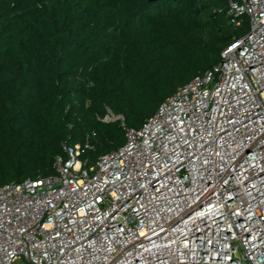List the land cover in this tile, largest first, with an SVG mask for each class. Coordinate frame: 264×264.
Listing matches in <instances>:
<instances>
[{
  "label": "built area",
  "instance_id": "1",
  "mask_svg": "<svg viewBox=\"0 0 264 264\" xmlns=\"http://www.w3.org/2000/svg\"><path fill=\"white\" fill-rule=\"evenodd\" d=\"M226 13L247 32L122 145L0 185V264H264V0Z\"/></svg>",
  "mask_w": 264,
  "mask_h": 264
},
{
  "label": "trees",
  "instance_id": "2",
  "mask_svg": "<svg viewBox=\"0 0 264 264\" xmlns=\"http://www.w3.org/2000/svg\"><path fill=\"white\" fill-rule=\"evenodd\" d=\"M229 1L0 0V185L53 174L64 142L122 145L247 32Z\"/></svg>",
  "mask_w": 264,
  "mask_h": 264
},
{
  "label": "rangeland",
  "instance_id": "3",
  "mask_svg": "<svg viewBox=\"0 0 264 264\" xmlns=\"http://www.w3.org/2000/svg\"><path fill=\"white\" fill-rule=\"evenodd\" d=\"M247 26H248V20H247Z\"/></svg>",
  "mask_w": 264,
  "mask_h": 264
}]
</instances>
